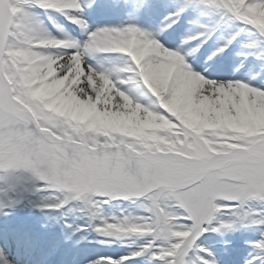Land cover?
<instances>
[{"label":"snow or ice","instance_id":"snow-or-ice-1","mask_svg":"<svg viewBox=\"0 0 264 264\" xmlns=\"http://www.w3.org/2000/svg\"><path fill=\"white\" fill-rule=\"evenodd\" d=\"M95 3L96 0H64L59 5H47L43 0H0V179L5 180V186L0 190V214L6 215L4 209L20 201L14 189L7 186L9 174L26 172L40 182L35 186V192L48 191L56 201L37 207L59 210L70 201H78L93 220H100L95 227L100 235L143 240L137 250L126 256L100 257L92 264H129V261L142 256H147L153 264H217L213 254L195 242L204 232L234 228L235 221L220 219L224 209L245 205L251 200L264 204V134L238 136L207 131L201 139L180 126L170 139L183 142L185 147L181 151L194 149L193 158L188 159L162 153L141 142L122 137L110 140L107 136L86 133L51 118L35 117L19 102L18 77L10 79L13 61L9 53L24 46L28 38L46 36L73 43V47L54 50L57 55L71 56L79 52L85 58L94 52H112L107 47L112 40L134 36L141 43L155 42L165 55L177 56L183 61L173 77L174 87L185 73H192L207 82L200 90L202 96L215 98L216 88L227 85H243L264 94V87H253L247 82L206 79L185 60L215 35L225 17L254 26L264 35V27L247 18L253 10L264 8V0H243V5L233 0H182L177 10L165 18L169 23L164 25L163 31L178 23L181 14L190 8L208 9L220 19L214 24H201L202 30L185 36L175 50L159 42L160 30L153 33L135 24L92 29L84 14ZM34 7L63 14L86 33L88 39L80 43L59 24L56 27L62 36H53L39 17L29 11ZM123 7L135 15L146 7V0H125ZM244 30L240 28L223 37V44L215 48L208 60L222 54ZM194 41H199V44L185 52L184 46ZM127 57L131 63L114 67L119 75L126 72L122 69H136L132 57ZM146 59L153 62L160 57L152 53ZM260 59L264 61V49ZM88 67L124 83L110 69ZM128 79L141 83L136 75ZM260 79L264 81V74ZM151 97V103L145 106L180 125L175 116L167 113L156 98ZM205 141H221L225 146L213 153ZM217 147L216 143H211V148ZM116 198L136 203L144 214L122 212L111 220L102 218V205ZM116 223L142 224L147 231L122 235L106 232L108 225ZM259 223L264 225V220ZM255 248L264 254V231L261 239L255 242ZM0 264H13L2 250ZM247 264H252V261Z\"/></svg>","mask_w":264,"mask_h":264},{"label":"rangeland","instance_id":"rangeland-1","mask_svg":"<svg viewBox=\"0 0 264 264\" xmlns=\"http://www.w3.org/2000/svg\"><path fill=\"white\" fill-rule=\"evenodd\" d=\"M47 1L49 3H46ZM47 1L43 0V2L46 4H55L50 3V0ZM111 2L115 6L119 5L118 2H120V5L122 3H125V1L122 2V0H111ZM181 2L182 0H147V7H145L143 12L153 11L155 13V11L158 10L160 12L169 11L171 13L177 10V6ZM233 2L238 5H243V0H233ZM190 11L204 13L206 15V19H208V22H210V24H214L217 20L220 19L217 14L208 9L190 8L187 11L183 12L180 16L181 19L185 17L186 23H188L189 25L199 23L198 19H190L187 17ZM255 11L256 13H258L257 17L259 19V22L264 23V8H259ZM141 13L142 11L138 14H135L134 17L137 19L142 18ZM132 15L122 18L121 20H119L118 23L121 26L127 24H135L139 28L150 32V29L144 28V26L142 27L138 20L136 23L132 21ZM247 18L251 21L250 16ZM101 22L102 21H100L99 24L94 27V29L97 27L115 26L112 24H108V22L107 24L100 25ZM240 28L245 29L243 32H241L242 40L248 39V41H250L251 43H258L259 45L264 46V35H261L258 29L251 25H245L241 21L228 20L227 17H225L224 20L220 23L215 37L210 41L211 44H223V37H226L227 35L237 31ZM107 47L110 51H120L121 54L114 53L112 55L99 56L97 52H94L89 56L93 57L96 60L102 61L101 65L104 69H110L112 70V73L114 75L118 76L119 73L116 72L114 67L124 66L126 63H130V58L127 57V55H137L140 59V66L138 68L136 66V69H122V71L126 72L121 73L119 75V81H124L123 84L126 85L129 89H133L134 91L138 92L140 96L145 97L146 104H148L151 103V101L146 91L140 89L139 84H136L135 81L129 80L128 78L130 76L139 74L145 76L148 80L149 78L152 79L151 82H153L155 85L154 94L156 95V101L159 103V106L163 108L167 113H170L172 116H175L177 120L180 121V125L173 124L167 116L162 115L157 111H153L151 108L143 109L142 112H137V117L129 119V126H125V124L118 125L117 123L112 122L114 121L112 119L114 117L113 115H115L116 112L114 111L116 105L120 101H115L110 104L111 110L109 112V115H106L105 117L104 115L102 116L101 111L98 108L96 120L94 119L95 121H92V119L86 121H77L75 118L71 117L73 116L71 115V113H78L79 111L83 112L84 108L79 107L81 109L77 111L76 109H74L73 105H71V109L69 108V110L60 111L58 107L54 108V106L50 105L52 101L51 97L46 100L44 96L49 95L38 94L35 89L36 85H31V80H29L28 77L30 75H33L32 77L40 75L39 70H36L34 72V70H32L33 68L31 67V65H29V67L27 68L29 69L30 75L26 74V76L23 73H19V61L16 57H13L14 51L11 50L9 56L13 61V76L10 79L18 77V80L16 82L20 89V97H18L19 102L22 103L35 117L51 118L56 121L62 122L69 127L79 129L86 133L107 136L110 140L115 139L116 137H122L126 140L141 142L147 145L154 146L158 151L162 153L167 152L175 155H181L188 159L193 158L192 151L194 149L189 151H181V149L185 147L183 142H174L172 139H170V137L176 135V132L180 126H183L184 129L189 130L201 139H203V134L207 131L219 132L225 135L229 133H234L238 136L264 134V112L262 111V108L259 110V112H261L260 124H251L248 122L244 125L237 121L236 123H231L229 125L231 126L230 130L227 127L218 126V120L216 116H213L211 121H209L207 124H201L200 121L197 122V120H192L187 117H183L182 114L186 110V104L189 102L190 96L192 95H188L186 93L185 88L180 84H182V80L186 77H189L191 73H185L184 76L181 77V81L175 87L172 85L171 81L177 71V68L180 64H182L181 62H171L168 59L162 57H160L158 61L149 62L146 57L154 53V51L148 46V43H141L134 36H130L128 38H121L118 40L114 39L107 45ZM262 49H264V47L260 49L259 57ZM30 50L33 51L35 49L33 47V49ZM38 78H40V76H38ZM112 79L116 80L114 77H110L108 74L104 73L99 79V81L95 80V82L93 83V88H95V90L97 91H102L104 89V85L110 82ZM61 83H64V78L60 79L57 83H55L53 85V89H56L57 86L61 85ZM113 89L116 92L119 91L116 87H113ZM243 91L244 89L242 87H239V94L243 93ZM120 95L125 96V93L120 92ZM230 96L233 97L231 93ZM233 98V101L235 102L232 104H234L235 106L239 105L241 100L239 98ZM92 100H95V96L92 97ZM56 101L60 104L62 102L65 103L63 98L58 97L57 95L54 99V103ZM128 103L132 104L133 101L128 99ZM122 105H124L123 107L124 109H126L127 105L124 103V101ZM141 105H139L138 108H143ZM258 107L261 106L259 105ZM211 108L216 109L217 107L211 105ZM121 114V116L125 118V116H127L126 110H123ZM99 116L100 118L97 119V117ZM211 143H216L218 147L211 148ZM205 144L209 146V150L213 153L217 152L219 148L225 146L221 141H205ZM38 183L40 182L35 181L34 178H32L30 174L26 172H15L9 174L7 178V186L14 189L15 193L19 196L20 201L15 206L4 209L7 214H0V224L7 220L18 219L21 217V215H24L23 218L26 219L27 226H37V229L39 230H44V228H47L48 231H56L62 225L67 224L68 233H73L75 236H77V238H79L78 243L82 242V239L83 241L86 240L85 243L87 244V247L94 249L95 252H98L99 255L103 257L125 256L127 253H131L137 250L140 244L143 243V240H123L100 235L98 232L95 231V227L100 223V220H93L88 211L78 201H70L59 210L48 208L41 209L40 207H37L36 205L39 204L56 202L53 198L52 193L48 191L40 193L35 192V186ZM4 186L5 180L0 179V190H2ZM0 195H2V191H0ZM102 212V218H106L109 220H111L112 217H119L122 212H131L136 215L144 214L136 203H133L129 200H124L122 198H116L113 199L110 203L103 204ZM220 219L235 221L234 228L223 232L207 231L210 232V234L212 233V236L209 239L203 240V242H207L210 240L214 243V241L217 239L215 233H217L219 237L218 241L222 239L221 237L231 239V242H218L216 244L218 245V247L226 245L227 243H233L234 240L232 238L235 239V237H237L238 241L248 244L251 251L256 249L255 242L261 239V232L264 231V225H261L259 223L260 220H264V204L256 200H251L246 202L245 205H240L231 209H224L223 214L220 216ZM253 221L256 222L254 223ZM182 222L188 223V221ZM213 224H215V221L213 222ZM145 231H147V228L142 224L125 225L121 223H116L108 225L106 227V232L113 235L136 234ZM207 232L204 233L207 234ZM198 240H196L195 242L197 245H206L201 244L200 242L202 241ZM205 248L208 250L212 249L208 247ZM92 262L93 260L91 261V264ZM140 264H153V262L147 256H142Z\"/></svg>","mask_w":264,"mask_h":264},{"label":"bare ground","instance_id":"bare-ground-1","mask_svg":"<svg viewBox=\"0 0 264 264\" xmlns=\"http://www.w3.org/2000/svg\"><path fill=\"white\" fill-rule=\"evenodd\" d=\"M47 1V0H46ZM50 3H55L54 5H59L64 2V0H50ZM176 2V1H174ZM46 3H49L48 1ZM45 3V4H46ZM47 5H53V4H47ZM97 9L96 7H92L91 9H87L85 11V18L88 17V15L91 13V11ZM29 11L36 16H40L41 14L51 12L50 18L45 19L42 22L44 23V27L47 29L48 32H50L53 36H62V33L58 31L56 25L62 23V27L66 26V29L68 31H74L77 33V36H81V40L83 43L88 39V35L84 33L76 24L72 23L71 21H68L67 18L54 10H45L40 7H34L29 9ZM258 13H256L255 10H253L250 14L252 23L264 27V23L259 22V19L257 17ZM188 18H196L199 19V15L196 12H190L187 15ZM56 18V22L55 19ZM97 21L93 24H91V28L94 29L96 25H104V24H112L115 26H121L116 20H113L109 15L107 16L106 13H100L96 17ZM150 26V23L148 24ZM192 29V28H190ZM153 33H156L152 31ZM186 35H183L185 37ZM242 36V34H240ZM159 42L165 46V47H174L173 43L167 42L163 37L158 36ZM242 39V38H241ZM55 38L52 37H39V38H28L24 46L17 47L13 49L14 55L13 57H16L19 61V67L18 71L19 73L28 74L29 65L33 68L34 72L36 70H39L40 75H36V77H32L31 75L28 76L29 80H31V85L35 84L36 92L38 94H46L49 96H44V98L47 100L51 97V103L50 105L54 106V108H59L60 111L62 110H69L71 109V105H73L74 109L77 111L83 107L84 110L79 111L78 113H71L72 118H75L77 121H86L89 119H92V121L96 120V114L99 110L101 111L102 116L104 117L106 115H109V112L111 110L112 102L120 101L117 103L116 108L114 111L115 115H113L114 123H117L118 125H124L129 126L130 121L129 119H133L134 117H137V112H142L143 109H150V107H147L145 97H142L138 94V92L134 91L133 89H129L126 85L123 83H118L117 80H111L110 82L106 83L104 85V89L102 91H97L95 88H93V83L95 80H98L101 78V76L104 74L103 72L95 71L88 66H91L92 68L97 67H103L101 65V61H98L91 56L82 57V55L77 52L71 56L67 55H57L56 49L60 48H67V47H73L72 42H67L64 44L67 45H59L56 44ZM148 46L156 53L159 57L168 59L169 61H177L178 59L174 56H168L165 55V53L162 51L160 46L156 44L155 42L148 43ZM35 50H30V49ZM100 54H104L105 52H99ZM31 54V55H30ZM99 54V55H100ZM194 55V54H193ZM247 56V55H246ZM246 56H243L241 60L239 61L240 64L244 67H257V65L260 64L259 59H248ZM133 61L135 62L137 68L140 66L139 57L135 54L131 55ZM28 58V60H27ZM131 63V62H130ZM244 63V64H243ZM88 65V66H87ZM227 71L229 73H218V72H208L206 74H202L205 76L206 79H212L217 81H240V82H247L250 84V86L253 87H264V83L261 84L260 77L262 74H264V69L260 71L259 73V79H250L244 75H242L241 70L233 71L232 65L228 66ZM252 76H257L255 71H252ZM100 74V75H98ZM27 76V75H26ZM40 76V78H38ZM43 76V77H41ZM136 76L139 77L141 80L140 88L144 91H146L147 95L149 97L154 96L156 98V95L154 94V88L155 85L153 82H151L152 79L149 78V80L142 75L137 74ZM100 77V78H99ZM64 78V83H61V85L57 86L56 89H53V85L57 83L60 79ZM173 78L171 79V81ZM181 81V80H180ZM143 82V84H142ZM207 82L204 81L202 78L196 76L195 74H190L189 77H186L182 80L181 86H183L186 90V93L190 96L189 102L186 104V110L182 114L183 117H187L189 119L197 120V122L200 121L201 124H207L209 121H211L213 116H216L218 120V125L225 126L230 125L231 123H236L239 121L242 124L246 123H261L260 113L259 110L262 108V111L264 112V94L256 93L254 90L248 89L246 86L243 85H227V86H220L216 88V95L215 98L209 97V96H202L200 94V90L204 87V85ZM63 84V85H62ZM120 88H118L117 86ZM52 85V86H51ZM144 85V86H143ZM113 87L118 88V92L114 91ZM239 87H242L244 89L243 93L239 94ZM98 89V88H97ZM124 91V92H123ZM120 92L125 93V96H121ZM230 93L233 97L239 98L241 102L239 105H234L235 101L233 97L230 96ZM51 95V96H50ZM62 97L65 101L61 104L57 101L54 103V99L56 97ZM95 96V100H92V97ZM154 97H151V99H155ZM128 99L133 101V103L129 104ZM127 105L126 109H124V105L122 103ZM142 105H141V104ZM65 107H64V106ZM86 105V106H84ZM110 105V107H109ZM122 105V106H121ZM141 105L143 108L140 109L138 106ZM211 105L216 106V109H212ZM261 107H258V106ZM53 108V107H52ZM78 108V109H77ZM102 109V110H101ZM123 110H126L125 118H123L121 113ZM122 111V112H121ZM97 117V119H99ZM95 119V120H94ZM30 239V238H28ZM3 241V244L5 241L3 239H0ZM54 241V239H51ZM6 244H4L5 246ZM58 245V244H57ZM64 247L61 246L57 253L54 255L52 264H56V261L60 260V257L62 256V252H64ZM1 250V249H0ZM3 251V250H2ZM3 253L13 261L22 262L21 264H30V261H26L25 259H20L18 257H15L14 253L9 251V249ZM43 253V251H42ZM54 250H50L49 254H54ZM45 255V252H44ZM67 255V254H66ZM66 255L64 257H66ZM88 254H86L87 256ZM91 257V256H90ZM90 257H87L90 258ZM85 257L81 260H72L71 258L66 261L60 262L59 264H87L86 260H84ZM238 258L245 259L247 258V255L245 252H240ZM249 259V258H248ZM41 260V258H39ZM41 262V261H40ZM133 262V261H131ZM247 264L248 261H244ZM45 264H51V260H48L45 262ZM132 264H136L133 262ZM230 264H233V262H230ZM252 264H262L258 263L256 260H253Z\"/></svg>","mask_w":264,"mask_h":264}]
</instances>
